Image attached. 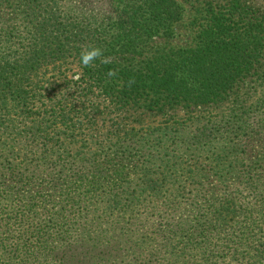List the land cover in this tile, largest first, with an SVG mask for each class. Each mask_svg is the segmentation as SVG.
I'll return each mask as SVG.
<instances>
[{"label": "trees", "instance_id": "1", "mask_svg": "<svg viewBox=\"0 0 264 264\" xmlns=\"http://www.w3.org/2000/svg\"><path fill=\"white\" fill-rule=\"evenodd\" d=\"M111 5L0 0V264H264V148L246 157L264 139V11L205 1L192 48L149 53L180 2ZM83 47L108 62L83 67Z\"/></svg>", "mask_w": 264, "mask_h": 264}, {"label": "rangeland", "instance_id": "2", "mask_svg": "<svg viewBox=\"0 0 264 264\" xmlns=\"http://www.w3.org/2000/svg\"><path fill=\"white\" fill-rule=\"evenodd\" d=\"M74 1L77 6H79L81 9L95 14L99 16H108L112 13V5L111 0H72ZM183 8V16L180 22H178L174 26V38L170 40H156L154 43H152L149 46V49L147 50L149 53H151L154 50H159V52L167 50V49H174V48H182V49H188L192 48L194 45V38L197 34V31L200 27V19L199 16H197L196 12H199L200 6L205 1H215L217 3H220L223 0H178ZM253 3L256 6H259V8L264 11V0H252ZM254 76V75H251ZM254 77H252L253 79ZM247 93L252 94L254 89L248 90L245 89ZM244 91V90H243ZM231 100L228 99V103L225 102L221 106H219L216 110H222L223 108H226L227 106L230 107ZM251 101L249 100L246 104H250ZM131 120L134 119L136 126L140 127H154L158 122H161L163 120H166L168 118L173 117L174 120L181 119L185 112L184 110H180L178 108L174 110H168L164 111L162 113H159L158 115H151V116H138L135 113H130ZM136 128V127H135ZM259 146H262L264 148V139L256 140V142L253 141V143L249 142V147H247V153L246 157L247 159H250L252 150L259 148Z\"/></svg>", "mask_w": 264, "mask_h": 264}, {"label": "clouds", "instance_id": "3", "mask_svg": "<svg viewBox=\"0 0 264 264\" xmlns=\"http://www.w3.org/2000/svg\"><path fill=\"white\" fill-rule=\"evenodd\" d=\"M98 59L101 63L108 62V58L104 57L102 49H100L99 47L82 48L80 52L79 61L83 67H91L93 65V62ZM107 75L111 77L115 75V72L110 70ZM132 83H134V81L130 80L129 84L131 85Z\"/></svg>", "mask_w": 264, "mask_h": 264}]
</instances>
